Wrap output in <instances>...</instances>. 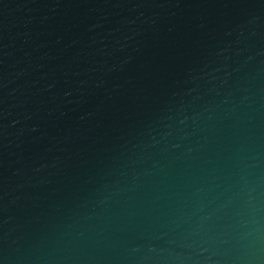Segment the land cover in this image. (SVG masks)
Returning <instances> with one entry per match:
<instances>
[{"label": "water", "instance_id": "obj_1", "mask_svg": "<svg viewBox=\"0 0 264 264\" xmlns=\"http://www.w3.org/2000/svg\"><path fill=\"white\" fill-rule=\"evenodd\" d=\"M0 264H264V0H0Z\"/></svg>", "mask_w": 264, "mask_h": 264}]
</instances>
